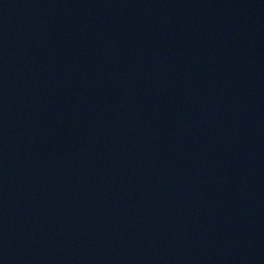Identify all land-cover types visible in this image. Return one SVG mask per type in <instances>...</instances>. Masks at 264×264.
<instances>
[{
  "label": "water",
  "instance_id": "obj_1",
  "mask_svg": "<svg viewBox=\"0 0 264 264\" xmlns=\"http://www.w3.org/2000/svg\"><path fill=\"white\" fill-rule=\"evenodd\" d=\"M0 264H264V0H0Z\"/></svg>",
  "mask_w": 264,
  "mask_h": 264
}]
</instances>
